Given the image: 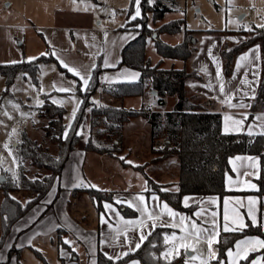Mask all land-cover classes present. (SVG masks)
<instances>
[{"label":"trees","instance_id":"obj_1","mask_svg":"<svg viewBox=\"0 0 264 264\" xmlns=\"http://www.w3.org/2000/svg\"><path fill=\"white\" fill-rule=\"evenodd\" d=\"M131 4L129 8H131ZM174 0H155L154 5L143 4L142 14L146 19H137L131 23L126 22L123 29L136 32V36L127 42L120 53V65L137 70L139 78L133 83L112 84L109 89L104 88L107 95L116 99L125 97H150L156 101L158 110H150L142 107L139 110L125 109L122 106H96L90 113V131L96 130V135L104 137V142H94L92 133L89 135L85 150L98 154L114 156L120 151V136L122 128L131 118L142 117L150 126L151 140L158 145V155L162 160L173 158L178 167V179L176 189L179 191L159 192V188H169L155 182L145 175L148 181L147 187L156 191L162 201L179 212L191 213L192 208H185L181 204L184 195L218 196L222 198L231 194L224 187V176L230 172L228 160L230 157L243 154L253 155L259 160V176L255 180L259 197H264V136L247 133H231L225 135L221 131V114L209 109L212 102L205 100V105L197 104L192 99L200 96H189L186 89L188 81H201V75L196 71L186 69H162L158 65L152 66L145 55L146 38L156 33L154 48L163 59L187 61L197 51L196 43L192 40L191 30H184V40L175 46L160 41L157 35L161 32L175 34L180 30L183 20H172L162 24L157 29L147 26V13L152 14L154 21L161 20L165 13L173 11ZM128 10L127 17L130 14ZM141 24L143 27L131 28L130 25ZM259 44L262 53V72L264 73V29L261 35L254 39L242 41L228 49L220 50L223 60V74L228 77L232 71L233 60L249 47ZM38 69L36 62L0 64V75L5 77L9 86L16 75L22 71L35 72ZM99 67L92 73L94 83L92 91L87 94L88 99L81 108L92 107L90 98L99 88ZM152 92L155 95H152ZM80 97L85 95L78 92ZM260 94V90L257 93ZM260 96V95H259ZM167 99H173L172 107L164 111ZM209 103V104H208ZM38 117L47 120L43 126L45 137L56 145V153H50L45 147L36 141L23 136L15 149L18 158L17 174L19 181L13 178L0 182V248L13 224L23 217L31 208L37 205L50 191L59 177L70 153L81 137L70 133V139H62V133L66 127L64 116L66 109L63 106L52 103L47 96L43 104L37 108ZM81 113H77V119L72 121L74 126L83 123ZM100 139V138H99ZM24 161H28L32 167L38 170H46L48 174L29 180L22 174ZM97 210L101 209L102 201H112L113 192L85 190ZM149 193V192H147ZM19 195V197H17ZM11 197H16L15 200ZM26 201H31L27 203ZM132 214L127 208L124 214ZM61 229H59L60 233ZM170 230L165 227H156L141 247L120 260L109 261L103 253L97 252L96 264H121L130 260H137L140 264H166L164 259H157L160 253L165 251L167 245L164 236ZM58 233V234H59ZM245 236H258L264 239V231L255 227H248L242 232H221L219 242L216 243L218 259H224L226 251L233 246L235 241ZM156 245V247H152ZM172 264H185L184 256L172 259Z\"/></svg>","mask_w":264,"mask_h":264},{"label":"rangeland","instance_id":"obj_2","mask_svg":"<svg viewBox=\"0 0 264 264\" xmlns=\"http://www.w3.org/2000/svg\"><path fill=\"white\" fill-rule=\"evenodd\" d=\"M131 1L76 0L73 3V0H0V64L12 63V61H17L18 59L27 62V58L35 57L36 59L32 61L38 65V69L35 72L22 71L18 73L9 86L6 85L5 77L0 75V105H3V109L13 117L8 119L7 116L0 115V120L4 122V125H7V128L0 125V175L4 176V180L12 179V173H17L18 158L15 152L16 147L13 148L12 145L17 140L21 141L23 136L38 142L50 153H56V145L49 142L43 131V126L46 125L47 120L39 118L37 112V108L41 106L38 104V100L44 102L45 93L49 94L52 91L53 74L58 69L57 63L49 57L50 53L46 45L48 43L45 38L47 31L44 26L56 24L69 27L68 29H70L71 33L74 30L88 26L113 31L121 26L126 19L128 22L127 13L129 9L130 14H134V5L132 4L131 8H129ZM174 1L173 11L165 13L161 20L154 21L152 14L150 12L147 13V26L151 29H157L164 23L182 19L184 22L178 32L175 34L161 32L157 37L160 41L175 46L183 42L185 29L194 31L195 33H192L191 37L196 43L197 51L187 61L162 59L155 51L154 41L156 36L154 37L153 33L146 38L145 46V55L152 66L158 65L162 69H186L200 72L206 66V62L210 64L209 67H214L211 56H208V48L213 43L217 45L216 47L220 51L222 48L229 49L237 45L238 42L236 41L252 40L256 36L261 35L262 29L248 32L242 30V25H247L250 22L253 26L258 23H264V19H262L264 18V0ZM229 21L231 22L229 23ZM135 25L130 26L135 28ZM42 53L47 55H41ZM25 73L26 75H22ZM200 73L203 75L204 72ZM33 85H35V88L32 87ZM41 86L43 87V92H40ZM63 96L53 94L47 95V98L50 101L55 98L58 101L55 104L62 105L66 109L64 123H68L69 120L66 118L70 115V102ZM200 98L192 100L206 107L205 100ZM61 101L63 104L59 103ZM173 102L172 99H167L164 109L169 110ZM13 105H19V110L14 109ZM116 106L139 110L147 105L142 97L137 96L125 97L122 104L116 103ZM22 113H26L27 116L22 117ZM14 127H18L19 135H12L10 140L6 133L10 134L11 129ZM95 132V129L91 132L94 142H104L101 141L103 138L97 136ZM139 139L137 142H142V139ZM4 143L9 144L11 155H9V149L2 148ZM121 156L128 161H132V165L150 163L153 158L158 157L156 154L149 152L146 154L128 155L125 149L115 153L114 159L105 154L91 153L87 155L83 167L85 181L88 184H95L99 189L127 190L129 189L126 186L129 185L128 180L130 179L131 182L135 179L136 183L131 182L130 185L132 188H139L145 182L144 179L138 171L132 169L123 170L122 165L125 161L119 159ZM176 164V161L171 158L155 164L159 170L156 174H153L149 167V169L147 168L146 165L148 164H145L144 167L146 168H144V171L156 181L169 179V181L173 182V168L178 173ZM102 168L109 174L108 181L92 179L90 174L95 171L96 173H101L102 171L98 172L97 169ZM21 172L29 180L37 178V175L48 174L46 170H38L32 167L28 161H24ZM101 176L102 174H100ZM70 199L69 211L71 215L83 225L94 224V210L91 207L88 195L80 193ZM18 227L19 225H16L14 231ZM65 238L74 241L73 247L76 248L75 252L69 250L70 258L73 256L71 260L61 255L62 249L57 243L58 236L56 233H52L36 236L31 246H23L17 254L13 253L12 264H93L94 260L87 254L84 246L77 243L70 236L62 237V240ZM3 244L4 242L1 247ZM170 246L171 242L168 243V247ZM35 249H41L42 251L38 252ZM7 252V250L3 251V257L0 260L4 262L6 259L10 260L7 255L11 256L12 253L8 254ZM63 257L65 260L61 259ZM133 261L135 260L121 264H132ZM194 264H199V262H194Z\"/></svg>","mask_w":264,"mask_h":264},{"label":"crops","instance_id":"obj_3","mask_svg":"<svg viewBox=\"0 0 264 264\" xmlns=\"http://www.w3.org/2000/svg\"><path fill=\"white\" fill-rule=\"evenodd\" d=\"M127 22V19L124 21L123 24ZM100 24V22H98ZM44 28L47 31V34L45 35L46 42L48 44L47 48L49 50V53H55V55L49 54L50 59L57 63L58 69L54 71L53 78L54 81L52 83V91L49 93L50 95H64L66 99L70 102V114L73 110V107L75 105V98L71 97V93H64L59 92L56 89H58L62 83L61 79V73H64L66 78L68 80L74 79L71 74L65 73V70L60 66L59 60H63L67 62L70 65H73L77 68L81 66H90V65H97L100 66L103 64L105 58L107 57L111 63L114 64L112 67L103 68L99 67V88L95 91V93L91 96L90 99L95 98L99 103L98 106H112L117 107L116 103L122 104L123 99H116L112 98L109 95H107L104 91V88L106 86H110L112 84L116 83H133L138 80L139 76L135 79H132L129 73H139L137 70L128 68L126 66L120 65V53L123 48V46L132 40L136 36V32L132 31L130 29H123L122 26H119L116 30L110 31L100 28H92L90 26L85 28H79L77 30H74L73 33H71L68 29L69 27L61 26V25H48L44 26ZM45 31V33H46ZM73 31V30H72ZM107 34V35H105ZM94 37V39H93ZM259 45V44H256ZM249 47L248 49L244 50L242 53H240L238 56H236L233 60L232 65V71L228 77H225L223 74V61L220 57V51L219 48L213 49V55L218 57V60L220 62L221 68H222V76L226 83V89L228 87H231L235 89V87L238 85L239 79L243 72L245 71V68L251 73L253 70L252 65H246L245 68H241L239 73H236V67L239 62L238 58L242 54H249V50L253 49L254 46ZM260 46V45H259ZM209 56V54H208ZM256 59L252 60V64L258 65V68L255 69L259 72V78L256 81L255 84V99L249 100L245 99L244 103L248 104L251 103V108H233L229 109L226 106H223L218 100L212 98L216 95L215 92H208V90L203 87V85H207L209 80L212 81V83L218 88L217 81L215 79V72L216 67L214 64V67H209L210 64L206 62V66L208 69V73L205 72L203 75H201L202 72L200 70L197 71L201 77V81H188L186 83V89L189 96L191 95H197L200 96V99L203 100H209L212 102L209 109H213L214 111H217L221 114V131L224 133V127L226 124V121L224 120V116L226 114L233 115L237 118H239L241 113L248 112L251 113L249 116V121L245 122V128H247V123L252 120V117L261 113H264V73L262 72V53H261V46L259 47V50L255 52ZM59 58V60H58ZM251 58V54H250ZM212 59V57H211ZM209 60V59H208ZM21 61V60H17ZM123 73V75H122ZM234 73L237 75V79L233 80L232 77ZM110 77L111 80L106 81L103 79V77ZM249 79H253L251 75H249ZM55 86V87H53ZM241 87H243L241 85ZM260 90V96H257V93ZM207 93V95H206ZM76 96L80 97L79 93H76ZM242 97V93L237 95V97L232 101L233 103H239L240 99ZM144 103H146V108H149L150 110H158L159 106L156 105V101L150 97H143ZM173 101V99H172ZM167 104V100H166ZM165 104V106H166ZM209 104V103H208ZM62 106V105H59ZM155 106V107H154ZM164 106V108H165ZM164 111H167L163 109ZM70 116V115H69ZM90 113L85 111L84 120L83 123L86 122L87 128H88V135L90 134ZM69 123V122H68ZM68 123H65L67 125ZM230 124V122H228ZM257 124H264L262 121H256ZM261 129L258 127H254V132H259ZM247 133L246 131H235L232 133ZM88 138V137H87ZM101 138V137H100ZM104 139V137H102ZM141 138L142 142H137V140ZM140 140V139H139ZM121 146L120 150L125 149L127 150L128 155H139V154H156L158 157L153 158L150 163H144L141 165H130L127 163H123V170L125 169H132L134 171H138V173L141 174L144 181L146 180L145 175L154 180L155 182L163 185H169L170 189H176V183L178 179V173L176 172V169L173 168V182L169 181V179H165V181H156L153 179V177H150L148 174L145 173L144 167L145 164L147 168L149 167L153 174H156L158 172V168L155 164H157L160 161H165L159 158L158 155V145L155 141L151 140L150 135V126L147 123V121L142 117H134L131 118L127 123L124 124L120 136ZM85 138L81 137L80 141L75 145L74 149L69 155V158L67 159L59 177L63 179L65 183H73V182H79L82 180L85 185L88 183L84 179L83 174V167L86 161V157L88 154L94 153L89 152L85 150ZM98 154V153H97ZM103 155V154H100ZM109 156L110 158H115L114 156L105 154ZM237 157H240V159H236ZM249 157H253L255 159H249ZM173 161H175L173 159ZM230 172H226L224 176V187L225 190L230 192L231 194H227L223 196L222 198L218 196H199V195H184L181 199V204L183 207V199L184 197H191L195 201H203V204L200 203H193L190 208H192L191 213H185V212H179L175 209L177 213L183 216L192 217V214L194 211L199 210L200 207L206 208V217L210 218V213L212 211H216L219 213V220L221 224L223 223V213H224V205L223 200L225 198H228L230 200V203L227 205L228 209V218L231 220L233 219L234 212H239L241 215H243L244 222L249 223L248 216L246 214V207H241V203H243L245 206L248 205V198L251 197L253 200L256 201L255 204L251 205L254 210V214L257 215V218L260 219L261 215L264 214V197H259L255 194L257 190V185L255 183V180L259 176V160L256 156L253 155H243L238 154L235 156H232L228 160ZM151 164V165H150ZM177 165V164H176ZM154 166V167H153ZM148 168V169H149ZM235 169V171H233ZM98 172L102 171L101 173L93 172L90 174L92 179H102V181L107 180L109 174L106 173L107 171L102 169H97ZM248 172L249 175L245 176L244 173ZM252 173H255L256 175H252ZM100 174L102 176L100 177ZM231 176L232 180L230 181L228 177ZM168 180V181H167ZM131 182L136 183L135 179ZM130 179L128 180L129 185H126L127 190H106L101 189V191L105 192H113L112 201L114 202L117 199H120L121 201L124 200H130L133 196H136L137 194H143L146 198L150 195V193L144 192L143 188L145 184H141L139 188H132L130 185ZM123 184V183H122ZM255 184L256 189H252L249 185ZM53 186H56L57 193L53 199V203L50 205H42V201L46 200L48 198L47 195L33 208H31L23 217H21L17 222H15L6 236L4 240L3 246L0 248V258L3 257V251L7 250L8 254L7 257H10V260H7L4 262L0 260V264H12V258L14 256L13 253H18L21 247H17V245L23 246H29L27 241L29 238H32L31 243L36 238V236H43L46 234H52L56 233L58 236V245L61 249L65 248V251L69 253L70 248H68L67 245L63 244L62 237L70 236L73 238V240L77 241V243L84 246L85 251L87 254H89L90 258H93L96 262V256L97 252L100 251L104 254V252H108L113 255H119L125 251L128 250V247L130 245H124L121 247L120 245L124 241V236L121 234L117 239L115 240H109L107 244H102L103 241H105V237H107L110 234L115 236L116 233L114 231L115 228H123L125 225L119 220V218H114L113 223V230H109L108 226L105 225L101 219L100 213L103 211L102 203H101V209L97 210L95 207V203L92 201V199L89 197L86 189H90L89 187H68L65 189V187L60 186V183L56 180ZM93 189V188H92ZM80 193H85L88 195L91 207L94 210V216L93 219L95 220V223L92 225H83L79 223V221L71 215L69 211V205L71 201L72 196H77ZM209 199H215L217 200V204H208L207 201ZM104 202V201H102ZM110 202V201H107ZM191 202V201H190ZM40 207L39 211H36L37 207ZM114 207L117 209V211L120 214V217H123L124 221H138L139 219H144L145 217L141 216V213L136 211L134 207H128L127 204L121 203V204H114ZM151 208L154 209V202L150 205ZM170 207V206H169ZM127 208L128 212H132V214H124V210ZM189 208V207H185ZM156 211H159L160 209H154ZM169 218L167 216L163 217V220H168ZM195 219V217H193ZM147 223L149 225V229H151V220H147ZM197 224H200V220H196ZM16 225H19L16 231H14ZM204 227H209V225L205 224ZM161 227V226H157ZM168 228L170 231L166 235H171L172 233H175L177 237L181 236V232L179 228H173V227H165ZM59 229H61L60 233ZM139 229H136L134 231H128L127 236L129 239L135 238L136 240L139 239ZM264 231V230H262ZM223 232L222 229L220 233ZM246 237V236H245ZM245 237H242L238 240H243ZM247 237H258V236H247ZM260 238V237H259ZM219 239V237L217 238ZM237 240V241H238ZM165 241V236H164ZM189 247H198L201 249L205 256H207V245L205 243H200L199 245H194L192 241L186 242ZM166 244V243H165ZM235 243L231 248L235 250ZM168 247V244H166ZM64 246V248H62ZM213 247L216 249V243L213 244ZM167 249V248H166ZM264 252V250H261ZM227 253V251H226ZM261 253H251L249 256V259H253L256 256L260 255ZM184 256V262L186 260V256L184 255V249L180 248V255L178 256ZM68 257V260H71L70 255H64ZM178 256H175L178 257ZM124 257V256H123ZM62 260H65L64 257L61 258ZM217 259H218V252H217ZM232 259L225 254V258L221 259L224 261V264H228L229 260ZM132 261V260H130ZM137 261V260H135ZM129 262V261H128ZM195 262H199V259ZM140 264V263H139ZM210 264H216V260H212ZM238 264H247L246 261L243 259L239 260Z\"/></svg>","mask_w":264,"mask_h":264},{"label":"snow or ice","instance_id":"obj_4","mask_svg":"<svg viewBox=\"0 0 264 264\" xmlns=\"http://www.w3.org/2000/svg\"><path fill=\"white\" fill-rule=\"evenodd\" d=\"M76 0H73V3H75ZM147 3L148 5H154L155 0H132V4L134 5V14H129L128 16V23H131L132 21H136L137 19H146L145 16L142 14V7L143 4ZM254 7V5H253ZM183 14V13H181ZM264 19V18H262ZM231 21H229L230 23ZM122 27H126V25H121ZM135 27L140 28L143 27L141 24L135 25ZM256 29H264V23H258L253 26V24L250 22L247 25H242V30L248 31V32H255ZM107 35V34H105ZM94 39V37H93ZM236 42H242V41H236ZM203 43V41H202ZM216 44L213 43L211 47L208 48V54L212 57L213 63L216 67L215 72V79L218 84V88L212 83L211 80H209L207 85H203L208 92H215L216 95L212 98L218 100L223 106H226L229 109L233 108H251L252 104L248 103L245 104L244 100H254L255 99V84L256 81L259 78V72L255 69L258 68V65L252 64V60L256 59L255 52L259 50V45L254 46L253 49L249 50V54H242L238 60V64L236 67V73H239L241 68H245L246 65L251 64L253 70L251 73L245 68V71L241 75L238 85L235 87V89L228 87L226 89V83L222 76V68L220 65V62L218 60L217 56L213 55L212 49L216 48ZM229 52L232 51V49H228ZM52 55H55V53H50ZM251 54V58H250ZM41 55H47L46 53H42ZM33 59H36L35 57H29L27 58V62H31ZM59 60V58H58ZM25 61H12L13 64L15 63H22ZM60 66L65 70V73L71 74L74 79L68 80L64 73H61V79L62 83L58 89H56L59 92L64 93H71V97L75 98V105L73 107V110L69 117L66 119L69 120V123L64 128V131L62 133V139L68 140L70 139V133H73L76 136H80L85 138V142H88V128L85 123H80L78 126H74L72 121H75L77 119V113H81V118H83V112L91 113L96 106H98V101L95 98L91 99L92 107H86L81 108V105L85 104V100L88 99V95L93 88L94 83V77L92 73L94 71L98 70V67L108 68L114 66L113 63L110 62V60L106 57L103 64L100 66L97 65H90V66H81L79 68L68 64L67 62L63 60H59ZM206 74L208 73L207 66H204L201 69ZM22 75H26L22 74ZM123 75V73H122ZM132 79H135L139 76V73L133 72L129 73ZM249 75L253 77V79H249ZM30 79V78H29ZM104 80L109 81L111 80L110 77H103ZM233 80L237 79V75L234 73ZM241 85L243 87H241ZM35 88V85L32 86ZM55 87V86H53ZM7 91V90H6ZM40 92H43V87L41 86ZM77 92H82L85 95L83 98L76 96ZM242 93V97L240 99L239 103H233L232 101L237 97V95ZM45 95H49L45 93ZM207 95V93H206ZM52 103H58V101L53 98ZM63 104V102H59ZM38 104L42 105L43 101L38 100ZM14 109L19 110V105H13ZM0 115L7 116L8 119H12L13 117L11 114H9L6 110L3 109V105H0ZM22 117L27 116L26 113L21 114ZM251 113L244 112L241 113L239 118L226 114L224 116V120L226 121L225 127H224V134L228 135L235 131H246L247 135L253 136V135H260L264 136V124H257L256 121H262L264 122V113L255 115L252 117V120L247 123V128H245V122L249 121V116ZM230 122V124L228 123ZM0 125H3L5 128H7V125H4V122L0 120ZM254 127H258L261 130L259 132H254ZM8 135L9 139L11 140L12 135H19V129L18 127H14L11 129V133H6ZM20 143L19 140H17L16 143L12 145L13 148L17 147ZM3 149H9V144L4 143L2 145ZM9 155H11V150L9 149ZM15 159V158H13ZM119 159L125 161L127 164H133L132 161H128L125 159V157L121 156ZM236 159H240V157H237ZM249 159H255L253 157H249ZM135 166V165H134ZM235 171V169H233ZM13 179L15 181H19V175L15 172L12 173ZM245 176L249 175L248 172L244 173ZM252 175H256L255 173H252ZM33 182H35V178H32ZM57 180L60 183V186L65 187L67 189L68 187H89L96 189L97 191H101L95 184H87L85 185L82 180L79 182H73V183H65L61 177H55L53 178ZM228 179L231 181L232 177L229 176ZM145 186L143 188L144 192H149L150 195L146 198L143 194H137L136 196H133L130 200H124L121 201L120 199L115 200L114 202H101L103 211L100 213L101 219L105 225L108 226L109 230H113V219L119 218V220L125 225L123 228H115L114 231L116 233L115 236L110 234L105 237V241L102 242V244H107L109 240H115L117 239L121 234L124 236V241L120 245L123 247L124 245H130L128 247V250L119 254V255H113L108 252H104L105 257L109 261H115L120 260L123 258V256L129 255L131 252L136 251L141 247V244L143 241L147 240L148 237L152 234V231L157 227H173V228H179L181 232V236L177 237L175 233H172L171 237L168 235H165V243L168 244L171 242V246L168 247L165 251L160 253V257H156L157 259H164L166 261V264H172V259L175 258V256L180 255V248L182 247L184 249V255L186 256L185 264H194L195 261L199 259V264H210L212 260H216V264H224V261L221 259H217V249L213 247L214 243H218L219 240L217 239L220 235V231L222 229L223 232H242L248 227H255L261 230H264V214L261 215V218L258 219L257 215L254 214L253 207L251 205L255 204L256 201L253 200L251 197L248 198V205L245 206L243 203H241V207H246V214L248 216L249 223L244 222L243 215H241L239 212H234L233 219L228 218V209L227 205L230 203V200L228 198H225L223 200L224 205V213H223V223L221 224L219 220V213L216 211H212L210 213V218L206 217V208L200 207L199 210L194 211L192 214V217H187L180 215L176 211H174L171 207H169L168 202L162 201L157 194L156 191H152L150 188L147 187L148 181L145 180L144 182ZM252 189H256L255 184L249 185ZM179 191V189H170V188H159V192H170V191ZM106 191V190H105ZM57 193L56 186L51 187V191L48 193V198L44 201H42V205H50L53 203V199ZM11 199L15 200L16 197H11ZM191 201V202H190ZM154 202V209H160L159 211L154 210L150 207V205ZM27 203H31V201H26L25 205ZM125 203L128 207H134V209L141 213L142 217H145L144 219H139L138 221H124L123 217H120L119 212L114 207V204H121ZM193 203H200L203 204V201H195L191 197H184L183 199V205L185 207H191ZM208 204H217V200L215 199H209L207 201ZM40 207L38 205L36 211L40 210ZM167 216L168 220H163V217ZM195 217V219H193ZM147 220H151V229L145 231L146 229H149V225L147 223ZM196 220H200L201 223L197 224ZM209 225V227H204L203 225ZM136 229H139V239L136 240L135 238L129 239L127 236L128 231H134ZM32 238H29L27 243L29 246H31ZM187 241H192L194 245H199L200 243H205L207 245V256H205V253L199 249L198 247H189L187 245ZM63 244L67 245L68 248H70L73 252L76 251V248L73 247L74 241L65 238L63 240ZM17 247H23V245H17ZM152 247H156V245H152ZM36 251H42L41 249H35ZM261 250H264V239H261L259 237H245L243 240L236 241L235 244V250L233 248H229L227 250V256L232 258L229 260L228 264H238L239 260L243 259L247 262V264H264V252ZM251 253H261L260 255L256 256L253 259H249V256ZM61 255H69L68 252H66L64 249L61 250ZM93 264H96L95 260L93 261ZM132 264H139L138 261H133Z\"/></svg>","mask_w":264,"mask_h":264},{"label":"water","instance_id":"obj_5","mask_svg":"<svg viewBox=\"0 0 264 264\" xmlns=\"http://www.w3.org/2000/svg\"><path fill=\"white\" fill-rule=\"evenodd\" d=\"M156 36V34L154 33V37ZM152 95H155L154 92H152ZM4 181V176L3 175H0V182H3Z\"/></svg>","mask_w":264,"mask_h":264},{"label":"built area","instance_id":"obj_6","mask_svg":"<svg viewBox=\"0 0 264 264\" xmlns=\"http://www.w3.org/2000/svg\"><path fill=\"white\" fill-rule=\"evenodd\" d=\"M106 89H109V87H108V86H106Z\"/></svg>","mask_w":264,"mask_h":264}]
</instances>
